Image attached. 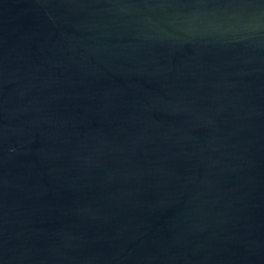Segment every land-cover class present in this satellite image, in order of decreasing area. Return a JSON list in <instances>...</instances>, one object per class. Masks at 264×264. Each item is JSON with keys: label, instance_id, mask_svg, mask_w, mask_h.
<instances>
[{"label": "water", "instance_id": "1", "mask_svg": "<svg viewBox=\"0 0 264 264\" xmlns=\"http://www.w3.org/2000/svg\"><path fill=\"white\" fill-rule=\"evenodd\" d=\"M0 264H264V0H0Z\"/></svg>", "mask_w": 264, "mask_h": 264}]
</instances>
